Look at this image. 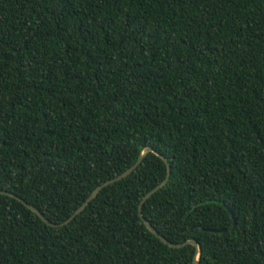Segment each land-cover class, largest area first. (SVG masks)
I'll return each instance as SVG.
<instances>
[{"label": "trees", "instance_id": "1", "mask_svg": "<svg viewBox=\"0 0 264 264\" xmlns=\"http://www.w3.org/2000/svg\"><path fill=\"white\" fill-rule=\"evenodd\" d=\"M147 147L158 234L264 264V0H0V190L62 223ZM166 175L150 152L62 227L0 194V264H192L138 213Z\"/></svg>", "mask_w": 264, "mask_h": 264}, {"label": "water", "instance_id": "2", "mask_svg": "<svg viewBox=\"0 0 264 264\" xmlns=\"http://www.w3.org/2000/svg\"><path fill=\"white\" fill-rule=\"evenodd\" d=\"M156 153L157 155L160 156V158L164 161L166 167H167V175L165 177V179L158 184L157 186H155L152 190H150L147 194L144 195V197L141 199L139 206H138V213L139 216L142 220V222L145 224L146 228L148 229L149 232H151L153 235H155L158 239H160L163 243L167 244L169 247L171 248H182L185 247L186 245H192L195 248V254H194V258H193V262L192 264H199L198 258L200 255V246L198 244L197 241L195 240H188L186 242H183L181 244H173L171 242H169L166 238H164L163 236H161L160 234H158V232L151 226V224L144 219V217L142 216V206L143 204L154 194L156 193L163 185H165L170 177V170L171 167L169 165L168 159L163 156L160 155L159 153L156 152V150H154L152 147H147L145 149L142 150V152L140 153V155L138 156L136 162L129 168L127 169L125 172L119 174L118 176L102 183L101 185L97 186L92 192L91 194L86 198V200L74 211V213L64 222L62 223H51L49 222L35 207H33L32 205L27 204L23 199L17 197L14 194H11L9 192H5L0 190V194H4V195H8L11 197H14L15 199H17L19 202H21L23 205H25L29 210H31L33 213H35L39 218H41V220L43 222H45L46 224H48L51 227H62L64 225H67L70 221H72L77 215H79L84 209L85 207L89 204V202H91L96 196L97 194L100 192V190H102L104 187L115 183L117 181H120L124 178H126L128 175H130L144 160V158L147 156L148 153ZM233 219V225H235V219L232 216ZM203 231H208V232H212V233H221L223 231H225L226 229H214V228H202Z\"/></svg>", "mask_w": 264, "mask_h": 264}]
</instances>
